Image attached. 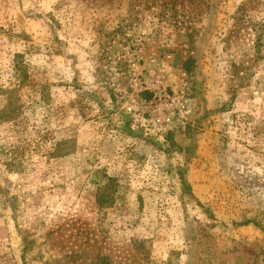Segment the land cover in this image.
I'll return each instance as SVG.
<instances>
[{"label":"rangeland","instance_id":"374dc122","mask_svg":"<svg viewBox=\"0 0 264 264\" xmlns=\"http://www.w3.org/2000/svg\"><path fill=\"white\" fill-rule=\"evenodd\" d=\"M0 264H264V0H0Z\"/></svg>","mask_w":264,"mask_h":264}]
</instances>
